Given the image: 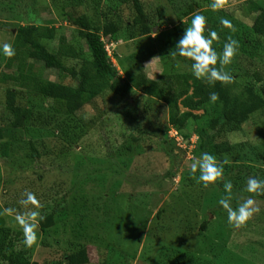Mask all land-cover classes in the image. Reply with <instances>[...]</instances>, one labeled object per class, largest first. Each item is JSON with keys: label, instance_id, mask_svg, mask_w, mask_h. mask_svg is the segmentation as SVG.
I'll return each mask as SVG.
<instances>
[{"label": "rangeland", "instance_id": "obj_1", "mask_svg": "<svg viewBox=\"0 0 264 264\" xmlns=\"http://www.w3.org/2000/svg\"><path fill=\"white\" fill-rule=\"evenodd\" d=\"M95 1L0 0V44H12L13 35L10 34L17 26L24 25L30 20L37 26L58 30V37L69 40L73 35V30L65 23L63 15V9L65 7L67 9L68 5L89 18L94 16L101 20V15L105 14L106 17L115 19L114 4L110 5L109 0ZM141 1L146 11L152 15L157 9L165 6L163 21L166 25H162L161 29L154 27L155 33L151 37L122 39L118 44L107 46L111 58L115 54L125 60L147 48L151 50L150 46H154L153 39L157 34L165 35L182 24L190 26L191 18L195 14H185L187 11L184 6L188 0H174V7L171 5V0ZM193 1L199 6L197 12L202 10L203 15L213 21V18L225 17L231 6H238L245 0L239 3L237 0ZM256 1L264 5V0ZM213 3L218 4L216 9L211 7ZM237 10L235 16L238 15V17L234 15L233 17L250 27V17L244 15L242 11L239 12V9ZM236 20L233 19L232 22L235 23ZM222 30L219 32L220 35L223 34ZM227 30L230 32L226 34V38L234 32L231 29ZM155 51L156 55L144 64L147 77L157 79L159 75L168 72L171 74L191 73L189 68L177 62L170 69L169 61L164 58L161 51L157 48ZM0 61L2 62L0 66H2L5 61L3 54H0ZM37 65L42 67L39 63ZM127 66L129 67V64ZM42 75L49 81L56 82L58 79L57 73L52 70H45ZM4 87L0 85V118L4 111ZM108 98L105 103L98 99L95 111L92 108H84L77 115L89 126L90 122L95 125L86 133L81 145L78 144L79 147L71 149L69 153L71 157L66 164L80 167V164L83 165L86 162V164H99L101 167L98 173L90 172L88 177H83L84 185L79 189L74 186L73 171L75 170L53 171L49 166L37 168L35 165L31 166L32 169L37 170L38 174H42L40 180L37 179L36 174L26 172L23 167L32 165V163L27 162V155L29 156L25 149L27 139L23 137L21 142L12 144L13 149H10L11 152L7 155L5 164L0 160V199L5 189L15 192L10 199L12 202L23 199L25 191H31L36 194L39 202L43 200L44 203H50L47 205L48 208L49 206L57 208L54 200H61L57 209L65 213L62 223L52 228L47 235L37 230V242L31 246V261L38 264H66L60 261L62 259L60 255H64L63 252L69 249L68 246L76 242V244L86 245L89 264H161L172 262L176 256L183 253L186 254L189 264H264V201H257L260 207L259 213L255 214L244 226L234 228L226 221L227 218L221 216L224 210L222 208L216 210V202L211 200L212 196L217 195V190L202 188L191 173L193 151L191 152L188 146L186 150H182L185 159L178 169L176 178L169 181L165 177L168 164L163 155L164 147L160 141L147 135L140 137V134L135 131L143 124L140 119H130L135 113L131 104L127 105L124 101L117 103ZM137 98L140 107L145 102L149 107L150 115L162 126H166L167 109L164 106L144 101L143 95H137ZM126 100L129 103L132 101L131 97ZM43 110L46 109L43 108ZM44 115L47 114L44 113ZM197 115H202V124L208 121L203 112ZM192 126V123L187 126L188 132ZM169 137L171 138L170 134L166 133L163 139L167 138L171 144L172 140L170 141ZM196 140L192 150H194ZM225 140L233 146L238 145L239 148L230 155L220 157L217 161L226 162L224 163V176L235 175L237 183L242 186L244 196L243 199L239 198L242 199L239 202L241 203L249 195L244 191L247 179L254 176L264 179V165H261L264 149V112L255 113L241 132L229 134ZM83 148L87 155L89 154L86 159L78 155ZM71 152L76 154L73 156ZM65 159L62 158V162ZM45 162L49 163V159H45ZM85 167L89 169L88 165ZM226 171L230 172L226 174ZM256 171L259 174H256ZM129 173L145 176L144 178L139 177V185L135 189L131 188V183L123 181ZM6 179L19 181L10 186L5 182ZM76 180L78 181V178ZM141 180L146 181V184L140 183ZM116 182L119 185L116 187L114 185L110 191V187ZM131 182L137 183L133 180ZM148 182L156 183L164 188L160 189L154 184L147 185ZM203 193L204 196L201 197ZM199 194L200 197H198ZM158 213L160 215L157 218ZM1 215L4 216L7 227L23 235L22 228L17 224L14 216L8 214L7 216L4 211ZM91 223L92 227H87ZM203 223L206 224L204 231L200 229ZM80 225H84L85 232L77 229ZM141 234L143 237L139 244L137 236ZM100 238L104 240V244ZM103 246L108 250L104 251ZM71 248L74 249V247Z\"/></svg>", "mask_w": 264, "mask_h": 264}, {"label": "trees", "instance_id": "obj_2", "mask_svg": "<svg viewBox=\"0 0 264 264\" xmlns=\"http://www.w3.org/2000/svg\"><path fill=\"white\" fill-rule=\"evenodd\" d=\"M173 1L171 0L172 7L175 6ZM217 1L226 2V0ZM237 1L239 3L241 0ZM109 3L110 5L112 3V6L115 5L114 20L106 17L105 14L101 15V20L94 16L89 18L74 10L71 5H68L67 9L65 7L63 9L65 23L73 30V35L69 40L58 37V30L37 26L32 20L17 26L10 34L13 35L12 46L15 49V55L11 58L5 57L4 63L0 66V85L5 86L3 90L4 111L0 118V160L5 164V159L11 152L10 149H13L12 144L21 142L23 137L27 139L25 144V149L29 154L27 162L32 163V165L23 167L26 172L36 174L37 179L40 180L42 174H38L37 170L32 169L31 166L35 165L36 168L49 166L53 171L75 170L73 171L74 186L79 189L84 185V178L88 177L90 172L98 173L101 167L99 164H86V162L83 165L79 163L80 167L66 164L71 157L69 156L71 149L77 147L78 144L81 145L86 133L95 125L90 122L89 126L77 115L84 108H92L95 111L98 99L105 103L108 96L117 103L124 101L125 104L132 105L135 113L130 119H140L143 124L135 130L140 137L147 135L160 141L164 147L163 155L168 164L165 177L169 181L176 178L178 169L185 159L184 152L175 145L173 140L171 141L170 137L173 146L167 138L163 139L166 133L169 135V131L175 130L184 140H188L193 135L197 137L191 163L202 152L213 154L216 159H219L238 150L239 146L231 145L225 140L226 136L241 132L255 113L264 112V5L260 1L245 0L238 6H231L223 19L230 20L235 30L227 38L226 34L230 30L221 25V19L213 18L211 21L207 18L208 27L218 32V40L213 42L218 53H222L223 45L229 38L236 40L239 45L232 63L225 66V71L233 76V82L228 85L217 82L215 86H209L188 72L180 74L168 72L170 74H161L157 79L147 77L144 72V64L156 55V48L169 61L170 69L173 68L175 62L189 68L183 62L184 58L171 55V52L175 50L173 49L175 43L183 34L184 27H188L186 24L179 25L165 35L157 34L153 39L154 46H150L151 50L147 48L125 60L115 54L111 58L107 46L118 44L122 39L151 37L154 27L161 29L166 22L163 21L165 6L157 9L152 15L146 11L141 0H109ZM184 8L187 11L185 14L203 15L202 10L197 12L199 6L193 0H188ZM237 9L250 17V27L233 17ZM233 19L237 22L233 23ZM221 30L223 34L220 35ZM37 63L42 67H39ZM45 70L55 71L58 75L57 81L44 79L42 73ZM210 92H216L219 97L215 103L209 101ZM136 94L143 95L146 102H155L167 109L166 126H162L150 115L149 107L145 102L141 107L138 105L139 99ZM128 97H131L130 103L126 100ZM199 112H203L208 118L206 123L202 124V115H197ZM190 123L193 126L188 132L187 126ZM262 152L261 165H264V161L262 162L264 149ZM71 153L73 156L76 154ZM78 155L85 159L89 156L84 148ZM62 158H66L64 162ZM45 159H49V163H46ZM85 165H88L89 169ZM247 170L244 171L248 172ZM80 171L82 173L79 174ZM229 172L226 171V174ZM258 172L256 174H259ZM231 175H225L223 180L217 181L215 186L204 188L217 190V195L211 198L216 202V210L221 208L217 201L225 195L224 182L231 181L233 184L231 193L233 207L238 206L243 199L242 186L237 183L236 176ZM140 176L145 177L129 173L123 181L131 183V188L135 189L139 185ZM131 180L137 183H132ZM17 181L19 180H5L10 186L16 184ZM142 183L145 185L146 181ZM151 184L158 186L153 182H148L147 185ZM114 185L116 187L119 184L114 183L110 191ZM163 188L160 187V189ZM14 193L11 189L10 191L5 189L0 199V264H38L31 261V247L25 246L22 233L7 227L4 216L1 215L4 211L6 215L15 217L18 213L26 211L18 203L19 200L16 202L10 200ZM254 199L264 201V196L254 197ZM54 202L58 208L61 200H54ZM40 204L42 207L39 211L44 219L39 223L38 229L41 234L47 235L52 228L62 223L65 213H61L54 206V208L50 206L48 208L47 205L50 203H44L43 200ZM200 205H198L199 208ZM5 209L13 211L6 212ZM145 209H147L146 205ZM159 215L158 213L157 218ZM221 216L227 218L226 212L224 211ZM205 225V223L201 225L202 231L205 230ZM87 227H92V223ZM77 229L82 232L86 231L84 225H80ZM142 237V234L137 236L139 244L142 242ZM100 240L103 241L102 244L105 243L101 238ZM75 244L76 242L69 245V249L63 252L64 255H60L62 258L60 261L66 264H89L86 245ZM103 247L104 251L108 250L105 246ZM187 260L186 254L183 253L176 256L172 262L161 264H189Z\"/></svg>", "mask_w": 264, "mask_h": 264}, {"label": "clouds", "instance_id": "obj_3", "mask_svg": "<svg viewBox=\"0 0 264 264\" xmlns=\"http://www.w3.org/2000/svg\"><path fill=\"white\" fill-rule=\"evenodd\" d=\"M211 7L216 9L218 4L213 3ZM220 23L228 29L235 30L230 20L221 18ZM217 40L218 34L208 27L207 18L197 13L192 16L190 26L184 27L183 34L175 43L173 48L175 50L171 52V55L184 58L183 62L187 64L191 75L197 80L206 82L209 86H215L217 82L228 85L233 82L234 78L228 71H225V66L232 63L239 45L236 40L229 38L223 45L222 53H218L213 46V42ZM0 54L11 58L15 55V49L10 43H2L0 44ZM218 99L216 92L209 93L210 102L215 103ZM190 139L196 140L197 138L191 136L185 140L187 145H189ZM181 150H186V148ZM224 163L226 162L217 161L213 154L202 152L191 163L190 170L201 187L209 188L215 186L217 181L223 180ZM223 189L225 195L217 201V204L226 212L227 221L234 228L244 226L247 221L260 212V207L254 197L264 196V179L249 177L244 191L250 195L236 207H233L231 203L233 189L231 181L224 182ZM23 195L24 198L18 203L26 211L15 215V220L22 228L25 246L31 247L37 242V230L44 217L40 214L39 209L42 205L36 194L25 191ZM5 211L12 212L13 210L5 209Z\"/></svg>", "mask_w": 264, "mask_h": 264}, {"label": "built area", "instance_id": "obj_4", "mask_svg": "<svg viewBox=\"0 0 264 264\" xmlns=\"http://www.w3.org/2000/svg\"><path fill=\"white\" fill-rule=\"evenodd\" d=\"M169 134L171 136V139H173V141L175 142V145L178 148L185 149L186 146H188L189 150L192 149V145L194 144L195 140L190 139L189 144L191 145L189 146L187 145V142L184 139H182L181 136H179L175 130L169 131Z\"/></svg>", "mask_w": 264, "mask_h": 264}, {"label": "water", "instance_id": "obj_5", "mask_svg": "<svg viewBox=\"0 0 264 264\" xmlns=\"http://www.w3.org/2000/svg\"><path fill=\"white\" fill-rule=\"evenodd\" d=\"M153 33H155V29H153Z\"/></svg>", "mask_w": 264, "mask_h": 264}]
</instances>
